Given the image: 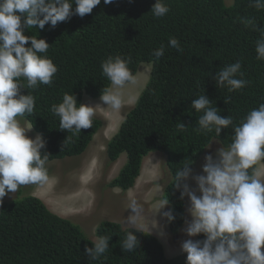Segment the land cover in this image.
<instances>
[{
    "label": "trees",
    "instance_id": "trees-1",
    "mask_svg": "<svg viewBox=\"0 0 264 264\" xmlns=\"http://www.w3.org/2000/svg\"><path fill=\"white\" fill-rule=\"evenodd\" d=\"M154 3L113 0L105 5L101 0L83 18L73 15L55 28L46 24L42 30L35 26L26 29L25 35L45 39L49 44L47 55L58 72L51 85L21 89L22 94L35 96L36 103L32 114L19 119L30 122L33 133L41 134L46 141L41 151L49 155L48 163L81 157L102 121L94 117L92 128L73 135L59 128V117L51 112V106L62 102L65 93L75 95L77 106L83 95L100 97L110 86L101 69V63L110 55L130 57L133 76L141 63L150 64L146 87L105 145L106 168L121 154L126 155L124 166L107 187L121 191L133 187L143 159L150 153H160L162 199H168L166 210L171 208L175 216L168 222V232L170 237H177L184 224L186 197L181 200L173 187L175 172L191 160L193 168L211 141L227 146L233 135L231 126L222 129L219 136L214 131H193L202 113L195 112L191 103L204 94L221 116L229 115L238 124L246 116L244 112L264 97V60H257L255 53L259 33L237 20L250 16L264 27V10L250 7L249 0H165L170 11L156 18L150 12ZM170 37L180 42L182 52L168 46ZM162 44L165 52L157 60L152 53ZM237 60L248 86L233 92L216 87V72ZM227 97L231 99L225 104ZM177 122L189 126L187 131L177 132ZM131 229L102 221L95 236H110L109 250L99 260H90L84 249L93 246L92 240L80 226L53 214L39 199L26 194L0 206V264H185L186 253L167 257L158 238L137 229L133 231L138 248L123 251L121 243L126 230ZM197 239H204L203 234Z\"/></svg>",
    "mask_w": 264,
    "mask_h": 264
},
{
    "label": "clouds",
    "instance_id": "clouds-1",
    "mask_svg": "<svg viewBox=\"0 0 264 264\" xmlns=\"http://www.w3.org/2000/svg\"><path fill=\"white\" fill-rule=\"evenodd\" d=\"M100 3L101 0H0V206L3 205L4 197L16 193L20 186L43 185L49 179V155L41 151L45 148L46 141L41 134L34 133V138H30L27 133L32 131V124H22L23 121L19 119L34 112L36 98L29 92L27 95L22 94L21 89H35L40 84L51 85L58 67L47 55L50 46L45 39L27 36L24 32L34 26L42 30L46 24L55 28L59 22H65L73 15L83 18ZM103 3L107 5L113 3V0H103ZM249 6L258 11L264 10V0H249ZM169 11L165 0H155L150 9L156 18L164 17ZM237 20L245 28L259 33L255 41L256 59L264 60V27L258 26L256 19L250 16L237 17ZM29 42L30 46H26ZM168 46L183 51L175 37L169 38ZM164 52L165 46L162 44L152 55L158 60ZM130 62V57L108 56L101 63V69L110 81V86L103 89L100 97L94 99L87 96L89 99L84 102L96 103L101 100L119 113L124 105L122 89L134 81L129 68ZM241 69L239 60L220 68L213 77L216 87L227 88L228 92L245 89L249 81L244 78ZM84 96L86 95H83L81 104L77 106L75 95L65 93L62 102L51 106V112L59 117L60 129L78 135L81 129L92 128L96 106L83 104ZM230 99L225 98L224 103H229ZM190 107L195 112L202 113L193 128L197 134L214 131L216 136H219L222 129L231 126L233 135L227 146L213 140L204 148L194 167L205 152H215V155L208 154L204 157L201 174H193L192 160L175 172L173 187L179 191L181 200L186 197L185 217L180 234L177 237L171 236V239L180 246L183 252L180 255L186 253L185 264H264V170L257 165L264 162V97L244 112L246 116L238 124H235L233 117L229 115L221 116L219 109L204 94L195 98ZM102 128L103 122L87 149ZM188 128L184 123H176L177 132H185ZM104 138L106 139L105 136ZM104 138L103 142L106 143L110 139ZM103 154L105 157V147ZM150 154L159 156L162 169V155ZM94 158L84 164V168L78 173L79 178L85 172L95 180V170L90 168ZM97 162L99 163V160ZM141 173L142 165L133 187ZM190 178L194 181L195 188L190 187L187 182ZM104 186L111 188L107 187V184ZM133 187L122 191L121 194L127 195ZM112 189L121 191L118 188ZM162 193L163 186L159 192L155 215L159 214L161 219L170 223L175 216L171 208L164 210L169 201L167 198L162 199ZM31 196L39 199L53 214L67 219L53 210L52 202L49 201L48 205L46 197L40 194ZM89 197V205L92 207L95 194H90ZM128 209L131 213L124 223L135 226L144 215V207L132 197ZM153 220L154 225L144 231L152 234L153 229H158L157 235H163L164 226ZM121 225L123 228H132L126 230L121 249L127 252L136 250L139 246V240L133 231H136V228L124 226L123 223ZM182 230L187 237H182ZM199 234H203L204 239H197ZM152 235L161 241L157 235ZM166 236H169L168 226ZM109 239L110 236H96L91 241L93 246H85L84 253L90 260H99L109 250Z\"/></svg>",
    "mask_w": 264,
    "mask_h": 264
},
{
    "label": "rangeland",
    "instance_id": "rangeland-1",
    "mask_svg": "<svg viewBox=\"0 0 264 264\" xmlns=\"http://www.w3.org/2000/svg\"><path fill=\"white\" fill-rule=\"evenodd\" d=\"M137 69L138 70L134 75V81L126 84L122 89L124 105L119 113L113 111L110 106H107L101 100H97L96 103H91L90 101L89 103H86L84 101L89 98L84 96L83 104H92L96 106L95 117L99 118L103 122L101 132H98L95 135L92 143L84 155L81 157H68L61 160L51 161L47 164L49 179L46 183L43 185L20 186L16 193L6 195L4 197V202L17 199L26 194H40L42 197H46V201L48 200V202H52L54 205L53 210H55L58 215L67 217V219H70L79 225L84 235L90 240H94L96 238L95 230L102 221H111L119 224L123 223L124 226H132L125 225L124 221L131 213V210L128 209L129 200L134 197L143 205L144 215L137 221L136 225L132 227L143 231L148 230L149 226L154 225L153 219L155 218L159 225L164 226L163 231L165 232L168 222L165 219H161L159 214L155 215L156 207L154 208V206L159 203V192L163 186V171L161 169V159L159 156L150 154L143 159L141 176L137 180L136 185L127 195L121 194L123 193L122 191L119 192L116 189L106 188L104 186V184H108L111 179L119 173L126 162V155L122 154L120 156V159L116 162L117 166L115 168L112 169L113 166L111 165L106 168L104 166L105 157H103L105 147L104 143L106 142H103V138L104 136L106 139L110 138L116 133L122 123L121 121H123V116L126 110L135 105L139 95L144 90L150 79L149 64L141 63ZM21 123L25 124V122ZM113 129L116 130L113 131ZM29 132L27 135L30 138H34L35 134L33 131L30 130ZM102 146L103 151L101 153ZM208 154H212L214 156L215 152L209 153V151H207L202 154L201 160L193 169L194 175L201 174L204 157ZM92 157H95V160L90 163V166L95 164L98 160L99 163L97 165V169L95 170V180L87 186L88 188L86 187L89 192L83 194V203L87 201L83 208L84 211L79 212L82 207L74 208V210H72V206L77 205L78 199H70L68 195L72 191L74 192L75 189L77 190L81 187L82 183L79 181L80 179L85 181V176L82 175V177L79 178L78 173L82 171L84 164ZM81 163H83V165H81ZM187 182L190 187L195 188V183L191 180V178ZM89 193L91 195L95 194V201L93 202L94 204L92 207H90L88 201L90 200ZM49 208L51 209L50 206ZM164 210H166V208ZM157 231L158 229H153L151 233L157 235ZM181 235L182 237H187L183 230ZM157 236L163 237V235ZM161 241L164 245L165 254L167 256L173 257L183 253L180 246H178L176 241L172 240L170 236H166L165 238L163 237ZM262 252H264V246Z\"/></svg>",
    "mask_w": 264,
    "mask_h": 264
},
{
    "label": "crops",
    "instance_id": "crops-1",
    "mask_svg": "<svg viewBox=\"0 0 264 264\" xmlns=\"http://www.w3.org/2000/svg\"><path fill=\"white\" fill-rule=\"evenodd\" d=\"M94 160H95V158H94ZM81 165H83V163H81ZM97 165H98V162L96 161L95 164H92V165L90 166V168H91L92 170H96V169H97ZM114 165L117 166V163H115ZM114 165H113L112 169L115 168ZM83 175L85 176V181H83L82 179L79 180V181L82 183L81 187H79L77 190L75 189L74 192L72 191V192L68 195V197H69L70 199H71V198H72V199H78L77 205H76V206H72V208H73L72 210H74V208L82 207V209H80L79 212L84 211L83 208H84L85 204L87 203V201L83 203V201H82L83 194L89 192L88 189H87V188H88L87 186H89V185L92 183L93 179H94V177H88V174L85 173V172L83 173ZM83 183H84V186H83ZM86 187H87V188H86ZM84 188H86V189H84ZM47 203H48V205H50L49 202H47ZM156 206H157V205H155L154 208H155ZM154 219H155V218H154ZM165 232H166V230H165ZM165 232L163 231V233H164V234H163V237H165ZM163 237H159V238L162 239Z\"/></svg>",
    "mask_w": 264,
    "mask_h": 264
},
{
    "label": "bare ground",
    "instance_id": "bare-ground-1",
    "mask_svg": "<svg viewBox=\"0 0 264 264\" xmlns=\"http://www.w3.org/2000/svg\"><path fill=\"white\" fill-rule=\"evenodd\" d=\"M117 129V128H116ZM116 129H113V131L114 130H116ZM110 136V135H109ZM108 136V137H109ZM114 167H116L115 165H114ZM258 167L261 169V170H264V164H258Z\"/></svg>",
    "mask_w": 264,
    "mask_h": 264
}]
</instances>
